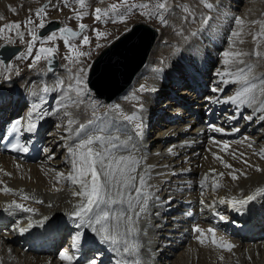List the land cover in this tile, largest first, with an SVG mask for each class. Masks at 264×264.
<instances>
[{
    "label": "bare ground",
    "instance_id": "bare-ground-1",
    "mask_svg": "<svg viewBox=\"0 0 264 264\" xmlns=\"http://www.w3.org/2000/svg\"><path fill=\"white\" fill-rule=\"evenodd\" d=\"M42 1L44 0H38L35 4L32 0H0V17L4 18L0 20V27L10 22L22 25L29 17H32L33 21L34 10L39 8ZM51 1V6L47 9L49 18L47 17L45 22H66L69 16L55 13V8L61 9L62 6L74 5L71 7L73 13L80 8L73 0H68L67 6L62 2L63 0ZM88 2L95 4L93 9ZM209 2L213 3L214 8L207 13L198 0H168L170 10L163 14L166 23L160 25L161 20L152 16L155 22L157 20L156 23L160 29L157 37L155 36L145 49V66L137 74L132 86L120 97L111 104L100 102L103 104L101 110H96V104L87 98L91 95L90 91V94L85 93L78 97L75 91L67 90L68 84H72L73 88L76 87L73 77L79 68L83 67L87 71V65L84 67L86 59L80 58L82 64L74 65L61 58V67L55 72L46 69L44 59L36 67L23 66V61H19L21 55L9 63L12 66L11 70L3 71L2 63H0V123L3 118L21 114L18 113V109L23 105L25 110L22 114V125L26 128L28 119L25 115L34 110V104H38L39 108L32 111L33 119L44 116L49 119V122L54 123L49 134L44 136V139L42 136L38 139L43 149L33 162H23L22 158L18 159L8 154L0 155V264H68L59 259L57 250L62 232L53 231L52 224H46V222L63 224L74 233L99 238L90 228H78V221L70 215L75 210L74 206L80 202V198L72 195L73 191L79 189V185H73L66 178L72 171L67 147L77 138L74 132L65 131L68 120V117L64 116L65 111L71 112V118L76 121L73 128L78 127L79 124L87 126L85 135L101 134L99 130L104 129L102 134L119 136L121 140L131 136L133 142L138 145L135 155L137 158H142L141 168L147 167L150 170L149 191L153 197L149 201L147 213L139 222L140 231L134 238L140 245L139 254L135 257L139 260V264H264V195L257 196L249 202L251 204L249 211H245L243 207L236 210L231 204L232 198L243 199L255 192L257 188H264V171H256L255 167L249 166L264 169V158L260 155L264 150V121L256 118L258 114L254 113L253 108L238 109L236 105L224 103L223 101L233 96L241 85L230 83L225 86L220 83L217 75L225 68L223 56L225 51L249 53L243 58L245 64L238 67H247L248 64H252L255 65L254 71L257 76L264 75V39L259 41L253 39V36L260 31V25L251 24L253 20L264 21V0H209ZM107 5L106 0L103 2L88 0L86 7L80 8L78 12H86L87 15L91 14L94 17L95 8L108 9ZM9 6L17 8L15 14ZM186 6L189 9L187 12L184 11ZM87 7L90 8L89 11H86ZM76 13L73 15L74 18L77 16ZM205 15L210 16L211 20L203 26L201 17ZM185 17L188 18L185 19ZM236 17H241L245 21L242 35L239 37L232 35L234 31H241V28L235 24ZM96 23L101 26L106 25L103 20ZM128 28L130 29L129 25L123 27L122 31H128ZM32 29L36 31L39 27L37 25L35 28L34 25ZM19 32L23 33L24 42H26L27 30L23 29ZM192 33L197 35L193 36ZM10 39L20 40L6 33L0 42H10ZM89 39H93L95 44V36L91 35ZM78 40L71 42L77 45ZM241 40L243 43H240ZM60 41L59 37L53 41L56 44L55 47H58ZM62 44L64 45L63 42ZM38 48H35V51ZM137 48L140 49L141 46ZM93 51V46L86 49V52L91 55ZM256 51L262 53L261 57L252 55ZM58 52L64 55V50L59 49ZM139 54L136 50L126 55L116 71L101 81L103 86L100 89L105 90L124 83V79L140 57ZM91 55L88 56V61ZM29 57L34 58L33 55ZM80 75L84 76V73ZM184 77H187L190 83H187ZM60 80L65 82L63 89L57 87V82ZM193 83H200V86ZM208 83L211 86L207 99H200L199 93ZM173 84H179V86L184 84L186 88L179 92V98H169L160 106L157 105L156 100L171 96L168 92L176 90ZM142 85L144 90H141ZM44 86H48L52 91L43 93L41 90ZM214 87L224 88V91L213 92ZM4 97L11 98V101L5 103ZM74 100L79 101L78 107L72 103ZM196 100L201 107L193 106ZM217 100L220 102H216ZM186 102H190L192 107H189ZM62 103L70 106L64 108ZM218 106L220 109H217ZM167 109H171L170 116L164 113ZM222 109H225L227 113L224 114L226 119L222 121V125L231 127L229 130L224 128L223 132L214 131V127H219L218 122L215 126L207 128L202 126L213 112L218 110L215 113L217 117ZM156 110H159L161 115L152 123ZM201 111L202 114H200ZM133 114L144 126L140 137L135 135L136 121L129 122L123 118ZM234 114L237 116L235 119L232 118ZM248 115H253V120L244 118ZM202 116L201 122L195 123V119ZM241 117L242 121L239 123L238 120ZM89 120L92 121L91 124L88 123ZM148 121H150L149 125ZM147 125L148 133L157 129V135L149 140V144L146 141ZM236 128L239 131L234 132L233 129ZM165 133H167L166 136ZM69 136L71 139H65ZM225 143L229 145L226 150L223 149ZM249 144L252 146L249 147ZM169 149L172 151L169 152ZM214 154L232 165V168L224 167L220 160L214 158ZM245 160L247 164L244 163ZM211 169H215L217 174L224 173V176L221 178L213 175L210 173ZM233 170L239 177L235 181L229 175ZM57 173H63L64 176L58 177ZM240 173L247 175H240ZM206 175L209 176V182L201 188V181ZM217 181L222 187L213 191L212 184ZM4 187L12 189L13 192L5 193ZM23 196H28L29 199L24 200ZM221 199H224L225 203H220ZM12 201L35 209L41 214L31 217L32 212H25L15 207L9 208L8 205ZM37 201H43V203ZM183 202L193 204L210 215H224L226 222L230 221V217L237 219L236 216L247 212L257 222L251 230L252 235L242 239L239 238L240 233L237 227H221L228 234L223 239L235 245L231 251H218L215 248L198 246L193 242L182 243L177 231L179 225L176 218ZM109 207L113 215L127 209L126 204ZM28 217H31L33 227L24 232L29 237L20 239L19 236H15L12 227H15L18 221H21L20 226L27 227ZM45 217L47 219H44ZM109 248L112 251L110 245ZM129 259L132 258L112 251L105 261L110 264H121ZM72 264H77L75 259Z\"/></svg>",
    "mask_w": 264,
    "mask_h": 264
},
{
    "label": "snow or ice",
    "instance_id": "snow-or-ice-1",
    "mask_svg": "<svg viewBox=\"0 0 264 264\" xmlns=\"http://www.w3.org/2000/svg\"><path fill=\"white\" fill-rule=\"evenodd\" d=\"M74 3H78L81 9L86 7V0H73ZM103 2V0H101ZM199 3H202L205 8L212 10L214 8L213 3L209 0H198ZM65 6L68 4V0H64ZM125 9L123 12L120 11V8L116 4L110 5L109 9H101L99 7L95 8L94 19L96 21L112 22V23H126L127 16L132 13L133 10L138 9H149L147 3L142 4H128V0H122ZM9 9L15 14L16 9ZM62 10V9H57ZM170 10L168 0H162L155 5V7L149 11L141 12L145 16H156L161 20V23H166V19L163 14ZM31 11V10H29ZM184 11H189L188 7L184 8ZM36 17L39 19L38 27L44 29L46 27L45 16L47 15V6L41 7L35 12ZM84 13H77L76 18L82 19ZM194 17V14H192ZM188 17H185L187 19ZM4 19L0 17V20ZM211 20L210 16H202L201 23L203 26H206ZM33 21L31 17L25 22V26L32 24ZM235 24L241 28V31H234L232 35L234 37H239L242 35V29L245 25V21L241 17L235 18ZM252 25H260V31L257 32L253 39L259 41L264 39V21L253 20L251 21ZM21 24L17 22H10L8 24L0 27V34L4 33L5 30L11 32L12 30H17L16 34L23 39V33L19 32ZM80 32H76L69 27H62L58 30L52 31L46 37L37 35L32 28H29V34L31 35V41L28 44L27 54L32 56L33 49L36 43L39 41L40 47L36 50V55L33 58L32 64L30 67H36V65L44 59L50 65L52 59H54V54L57 52L56 47H44L48 42H53L58 38L63 40L65 47H67L69 54L64 58L74 65L81 64L80 57L90 56L91 53L80 51L79 48L89 45L91 43L88 35H82L81 44L77 46L71 41L75 40L78 36H81L83 32L86 31L87 26L83 23L79 25ZM97 40L102 37L107 36L106 33L100 32L98 29H93ZM191 35H197V33H192ZM187 39V37H185ZM240 43H243L241 40ZM97 48L104 47L100 43L96 44ZM249 53L242 51H225L223 56L225 57L224 65L225 68L222 72L217 75L220 78V83L227 86L228 84H240L241 87L233 96L227 97L223 102L231 103L236 105L239 109L241 107H250L254 109L256 118L259 121H264V75L257 76L255 74V65L248 64L247 67H238L239 65L245 64L244 57L248 56ZM257 58L261 57L262 53L256 51L252 53ZM0 63H4L0 61ZM236 66V67H233ZM11 65H7V69L11 70ZM91 68V65H89ZM80 73H84V76H81ZM86 69L81 67L79 71L74 74V81L76 87L73 88L72 84L67 85V90L69 92L75 91L76 95L79 97L85 93H89L86 82ZM65 82L60 80L57 82V87L63 89ZM141 90H144V86H141ZM43 93H49L52 91L48 86H44L41 90ZM213 92H223L224 88H213ZM33 95H37L33 93ZM71 99V97H69ZM216 102H220L217 100ZM77 107L79 106V101H72ZM70 105L63 104L62 107L68 108ZM39 105L34 104L33 109H38ZM95 116V111L93 112ZM64 116L68 117L67 127L65 128L66 132H74L76 136V141L67 147V151L71 158L72 171L68 173L67 179L71 181L73 185H79V189L72 192L74 197L80 198V202L77 203L74 207L75 210L70 214L75 218L78 223L77 227H87L96 233L99 236L100 242L108 244L111 246L112 251L115 253H121L132 259L126 260L123 264H139V260L135 259L138 256L140 251L139 243L134 239L139 233V222L143 216L147 213L149 201L153 198L151 191V184L149 183L150 170L149 168H141V159L137 158L135 152L138 150V145L133 142L131 136L127 137L125 140H121L119 136L105 135L104 129H100L99 133L101 134H87L85 135L86 125L79 124L78 127L73 128L72 126L76 124V121L72 119V113L69 111L64 112ZM124 120L132 122L136 121L135 135L137 137L142 136L143 134V123L139 118L133 115H127L123 117ZM233 119L237 118L234 114ZM246 120H253V115H248L244 117ZM21 120L17 119L11 125L12 133L21 132ZM92 123L91 120L88 122ZM37 130V123L33 120V112L29 113L28 122L25 128V131L29 133H34ZM214 131L223 132L224 130L219 127H214ZM234 132L239 131L238 128L233 129ZM65 139H71V137H65ZM247 139V138H246ZM249 147L252 145L249 144ZM229 147L227 143L223 145V149L226 150ZM13 151L27 152L28 148L23 144L17 141L11 145ZM172 149H169L171 152ZM261 158H264V150L260 153ZM214 158L220 160L224 164V167L231 169L232 165L227 164L222 160L218 155L214 154ZM235 158V154H233ZM245 164L248 162L245 160ZM250 167H255L256 171H264L257 166L249 165ZM210 173L213 175H218L223 177L224 173H215V169H211ZM10 175V174H8ZM232 180H237L239 177L236 174V171L233 170L229 173ZM240 175L246 176V173H240ZM58 177H63V173H57ZM59 182V181H57ZM209 182V176L206 175L201 181V188H204ZM222 187V185L217 181L212 184V190ZM59 190V189H57ZM3 191L5 193L13 192L12 189L4 187ZM264 195V188H257L255 192L251 195H248L246 198L237 200L232 198L231 204L232 207L236 210H239L243 206L247 205L249 202L257 198V196ZM22 199H29L28 196H23ZM38 203H43V201H37ZM203 203V201H201ZM220 203H225L224 199L220 200ZM116 204H126V211L112 214L110 207ZM9 208L15 207L22 209L25 212H35V209L27 208L23 204H19L16 201H12L8 205ZM44 219H47L45 217ZM223 219V217H221ZM37 223H42L37 221ZM33 227L31 218H29V223L27 227L19 228L18 230L21 233L27 232L30 228ZM193 231L198 234L197 240L199 243L204 244L206 242V233L205 230L201 229L199 226H194ZM207 233L212 234L211 243L216 245L224 250L231 251L235 245L221 238V242L217 245L216 232L214 229H207ZM83 238V233H77L73 238V248H79L81 239ZM59 259L62 261L72 264L74 257L69 255L68 252H61L59 254ZM223 259V257H221ZM90 264H100L95 258L90 261Z\"/></svg>",
    "mask_w": 264,
    "mask_h": 264
},
{
    "label": "rangeland",
    "instance_id": "rangeland-1",
    "mask_svg": "<svg viewBox=\"0 0 264 264\" xmlns=\"http://www.w3.org/2000/svg\"><path fill=\"white\" fill-rule=\"evenodd\" d=\"M38 0H32V3H38L37 2ZM46 1V2H45ZM62 1V0H61ZM86 1H88V0H86ZM147 1V2H146ZM51 0H44V1H42L41 3H40V5L38 6L39 8H41V5L42 4H44V3H46L47 4V9L51 6ZM62 2H64V0L62 1ZM94 2V1H93ZM106 2H107V7L106 8H108L109 9V7H110V5H112V4H116V5H118V7L120 8V11L121 12H123L124 11V9H125V6L123 5V3H122V0H106ZM159 2H162V0H128V4L129 5H132V4H142V3H147L148 5H149V9H138V10H133L132 11V13L131 14H129L128 16H127V22L126 23H119V22H117V23H112V22H107V23H105L106 25H104V26H101L100 24L98 25L97 23H96V20L94 19V17L90 14V15H87L85 18H82V19H78V20H76L77 18H74L73 17V15L77 12L78 13V11H80V8H77L76 9V11H75V13H73L72 11H73V9L71 8V7H74V5L73 6H69V7H61V9L63 10V12L61 11V10H57L56 8L54 9V11H55V13H60L61 15H66V16H69L68 18H67V20H66V22L65 23H62L61 21V25H62V27H65L64 25H67V27H70V28H72L73 30H76L78 27H79V25L81 24V23H83V24H85L86 26L88 25V30L86 31V32H83L84 34L83 35H88L89 37L91 36V35H93V36H95L96 37V35H95V32L93 31V29H98L100 32H103V33H106L107 34V36H106V38L105 37H102V38H100L99 40H97V37H96V41H95V44H94V41H93V39H91L90 41H91V43L89 44V45H86V46H83V47H80L79 48V50L80 51H85L86 52V49L87 48H89V47H91V46H93L94 47V51H93V53H92V57H91V59H90V61L93 59V57H97L98 55L97 54H99V51H100V49L102 48H97L96 47V44L97 43H100L101 45H106L107 44V42L108 41H110V40H112L113 39V37H115L116 35H119L121 32H123L122 31V28L123 27H125V26H127V25H129V27H130V25H132V24H134V23H137V22H143V23H145V24H147V25H150V26H153V27H156L157 28V30L159 31V29H160V27H159V25L156 23L157 22V20H156V22H155V20H154V17L152 18V16L151 17H149V16H143L142 14H141V12H145V11H149V10H151L152 8H154L155 7V5L157 4V3H159ZM92 7H91V9H93L94 7V5H92L90 2H88ZM65 4V3H64ZM232 4V3H231ZM77 7H80L79 6V4L78 5H76ZM38 8V9H39ZM88 8V7H87ZM14 9H17V8H14ZM59 9V8H58ZM57 10V11H56ZM90 10V8H88V10H86V11H89ZM204 10L207 12V13H209V10L207 9V8H205L204 7ZM208 10V11H207ZM35 12H36V10H34ZM84 12V11H83ZM76 13V14H77ZM81 13V12H80ZM49 18V14L48 15H46L45 16V19L46 18ZM151 18V19H150ZM31 19H32V17H31ZM28 20V19H27ZM37 20H39L37 17H36V15H34L33 16V23L32 24H30V25H27V26H25V22L26 21H24L23 23H22V25H21V28L19 29V30H27V33H28V36L26 37L27 39V41L26 42H24V40H25V37H23V39H21L20 37H17V34H16V31H15V29L14 30H12L11 32H8V30H5V32L3 33V34H0V39L6 34V33H9L10 35H12L13 37H16V38H19L20 40H12V39H10V42H0V45H2V44H5V43H7V44H10V45H16V46H22V51L18 54V55H16L11 61H13L14 59H17L18 57H19V55H21V57H20V59L21 60H19V61H23V66H30L31 64H32V61H33V58L32 59H30V57L28 56V54H27V48H28V44H29V42L31 41V35L29 34V28H33L34 27V25H35V28L37 27V25L39 24V22H35V21H37ZM76 20V21H75ZM95 20V21H94ZM34 23H36V24H34ZM46 23V22H45ZM160 23V25H163V24H161V22H159ZM59 24V25H60ZM60 25V26H61ZM97 25V26H96ZM23 28V29H22ZM40 29H38V30H36L35 32H36V34L38 33V31H39ZM128 31H125V33H127V32H129L130 31V29L128 28L127 29ZM50 34V33H49ZM49 34H47V35H49ZM46 35V36H47ZM58 35V34H57ZM158 35V34H157ZM45 36V37H46ZM59 37V36H58ZM79 37V38H78ZM76 39H75V41L76 40H78L76 43H77V46H79L80 44H81V39H82V36L80 37V36H78ZM157 37V36H156ZM12 40V41H11ZM61 41L63 42V40L61 39ZM60 41V44L58 45V47L56 46V48H57V52L55 53L57 56H58V58H59V61L60 62H62V59H64L65 60V56L66 55H68L69 54V51H68V49H67V47H65V45H63L62 44V42ZM72 42H74V41H72ZM79 43V44H78ZM94 44V45H93ZM154 44H155V41H154ZM154 44H153V46H154ZM52 45H54V47H55V45L56 44H54L53 42H48V43H46L44 46L45 47H52ZM37 47H40V43H39V41L36 43V45H35V47H34V49H33V56H35L36 55V51H35V48H37ZM59 49L60 50H64V55L62 54V55H60V53L58 52L59 51ZM97 52V53H96ZM94 55V56H93ZM62 58V59H61ZM82 60L83 59H86V62H85V64H84V67H85V65H87L88 66V64L90 63V61H88V56L87 57H80ZM79 58V59H80ZM42 60V59H41ZM81 60V61H82ZM67 63L69 62V61H67V60H65ZM42 62V61H41ZM81 64H82V62H81ZM80 65V64H79ZM22 66V67H23ZM45 66H46V61H45ZM7 69V67H3V71H5ZM47 69V68H46ZM48 71V70H47ZM55 71H57V70H55ZM55 71H52V72H55ZM185 78V81L187 82V83H190V82H188L187 81V77H184ZM179 87H182V88H180V89H177L176 88V90L173 92V94H174V96H177V97H179L180 96V94H179V92L181 91V90H183L184 88H186L185 86H184V84L182 85V86H179ZM191 87V86H190ZM188 89H190V88H188ZM89 90V89H88ZM90 91V90H89ZM168 94H171V92H168ZM198 97V96H197ZM167 99H169L167 96H165L164 98H162V100H160V102H158L157 103V105H161V104H163V103H165V101L167 100ZM90 100V99H89ZM199 100V99H198ZM88 102V99L86 98V103ZM193 106H200L201 107V104H198L197 103V100L195 101V102H193ZM192 107V106H191ZM25 108V106H23V109ZM168 108V107H167ZM199 109V108H198ZM169 112H171V109H167V110H165V114H167L168 116H170V114H169ZM200 114H202V111L200 112ZM204 116V115H203ZM202 116V117H203ZM156 117H158V113H155L154 114V116H153V120L154 119H156ZM205 117V116H204ZM206 119V118H205ZM204 119V120H205ZM238 122H239V120H238ZM53 123V122H52ZM52 126H54V125H52ZM52 126H50L49 128H48V131H47V133H45V136L47 135V134H49V132L53 129V127ZM157 135V129L155 128V129H153V130H151V132L149 133V135H148V138L151 140L153 137H155ZM44 139V138H43ZM60 217V216H59ZM50 220V219H49ZM51 220H55L54 218H51ZM50 220V221H51ZM56 221V220H55Z\"/></svg>",
    "mask_w": 264,
    "mask_h": 264
},
{
    "label": "water",
    "instance_id": "water-1",
    "mask_svg": "<svg viewBox=\"0 0 264 264\" xmlns=\"http://www.w3.org/2000/svg\"><path fill=\"white\" fill-rule=\"evenodd\" d=\"M55 28H57V25L52 27L50 30H53ZM45 33L46 32L44 30L40 35L43 36ZM156 35L157 34L154 29L152 30L151 28L149 29L144 25L136 24L132 27V30L115 40V42L111 43L107 48L103 49L100 54L94 59L91 65V74L88 80L89 87L93 89L99 97L111 101V98H114L127 87L132 78V75L127 76V78L124 79V83L118 86L115 85L113 87H109L105 90L100 89V87L103 86L101 81L106 77H110L112 73L116 71V68L119 67L122 59L125 58V56L130 52H136V50H138V54L140 53V57L136 61L133 69L139 68L144 63L145 49L148 47V45L151 43V40ZM137 46H141V48L138 49ZM19 51L20 47L17 46H2L0 48V59H2L4 65H6L7 62ZM57 66L58 61L56 59V56H54V59H52V63L49 67L50 69H53ZM97 75H100V78L102 80H99L96 77Z\"/></svg>",
    "mask_w": 264,
    "mask_h": 264
}]
</instances>
